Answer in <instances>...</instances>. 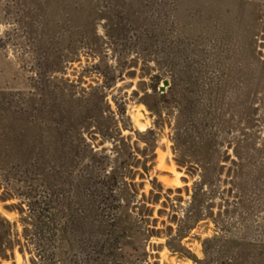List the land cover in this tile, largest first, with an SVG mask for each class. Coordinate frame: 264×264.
<instances>
[{
    "label": "rangeland",
    "instance_id": "rangeland-1",
    "mask_svg": "<svg viewBox=\"0 0 264 264\" xmlns=\"http://www.w3.org/2000/svg\"><path fill=\"white\" fill-rule=\"evenodd\" d=\"M99 63L116 78L105 92L113 111V98L125 107L122 135L139 151L146 145L135 131L151 129L157 138L154 155L148 151L153 166L136 176L135 199L117 211L116 226L79 181V159L61 146L67 116L53 113L78 112L66 83L76 95L102 85L92 68ZM174 68L177 104L169 94ZM156 76L168 82L163 91V80L158 85L167 101L160 118L140 102H155L144 96ZM174 127L182 137L176 154ZM197 154L225 169L216 188L200 191L194 222ZM21 184L52 200L64 230L41 235L46 264H194L180 248L200 260L206 249L208 264H264V0H0V196ZM19 203L0 199V215L20 234ZM175 222L195 224L178 241ZM39 254L28 243L0 264L40 262Z\"/></svg>",
    "mask_w": 264,
    "mask_h": 264
},
{
    "label": "trees",
    "instance_id": "trees-1",
    "mask_svg": "<svg viewBox=\"0 0 264 264\" xmlns=\"http://www.w3.org/2000/svg\"><path fill=\"white\" fill-rule=\"evenodd\" d=\"M102 63V62H101ZM103 64V63H102ZM104 70H101L100 63L94 65L92 68L95 69V73L102 78V85L89 86L88 90L81 88V92L77 93L75 91V85L73 83H66L68 90L67 97L68 103L72 102L73 99L78 103V112H71L70 109L64 108V111L58 109L53 113L60 116L64 113L67 117L63 127H61V132L59 134L64 137L61 146L66 148L67 155H72L76 159H79L81 163V172H83V177L79 179L81 183L89 188L93 196V201L102 205L104 208L110 211L111 216L115 218L113 221L114 226L117 224L118 214L117 211L122 208V206H128L135 199V195L131 194L130 190L136 188L135 178L138 175L141 179L149 173V170L153 166V157L148 159V151L151 155H154V149L156 147L157 138L154 136V131L151 129H146L143 132L135 131L137 137V142L144 143L146 148L142 151L134 150L131 146V136L122 135V129H127V125L124 123L125 120V107L121 105L117 100L113 98V103L115 104L116 111L111 109V105L108 102L106 89H110L115 86L116 78L109 74V66L104 64ZM172 70L169 73L171 78L170 92L172 100L177 104V95L179 94L177 77ZM148 78L150 74H146ZM164 78H159V76L154 77L155 84L151 86V92L145 94L144 98H156L152 106L147 104L144 100H140L149 111L160 118L162 108H165L167 101L165 99V94H160L158 92V85ZM166 80H163V82ZM65 82H69L66 79ZM161 90V88H159ZM162 91V90H161ZM72 104V103H71ZM75 107V108H76ZM52 113V112H51ZM120 123L122 127H120ZM168 125L170 126L169 122ZM177 126V125H176ZM174 135L171 138L172 141V151L176 154L180 152L181 145V135L177 132V127L173 128ZM89 137L90 142L87 141ZM71 138V139H68ZM99 141L96 143V141ZM105 143L110 144V148L99 147L103 146ZM219 144H215L212 147L213 152L217 153V147ZM110 154H107V152ZM140 155V157H139ZM39 157L36 155L34 166L39 167ZM177 165L181 167L186 166V162L180 157L176 160ZM192 174H198L200 177L199 182L194 183V193L192 195V205L191 211L192 218L194 222L201 220V203L203 201L202 197L198 198L200 191L204 186L210 188L217 187V182H222L221 176L225 169L224 165H221V161L217 158L208 157L204 158L199 156H193L191 161ZM187 173H191L189 168H187ZM231 184L237 185L235 180L230 181ZM16 186L18 188L5 189L4 193L0 196L2 201L9 199L12 196H16L20 199V203L16 205V209L21 216V223H23L24 228L22 233H18L17 230H12L15 226L14 223L9 222L5 217L0 215V260H8L10 257L14 256V250L19 247V252H24V247L28 243H32L37 247L39 252V261L31 259L32 264H46L44 262L46 257L44 245L42 244L41 235L44 231L49 230L53 235L63 236V228H56L57 215L52 213L55 206L51 208L52 200L46 199L37 192L32 185ZM51 186L54 187L52 184ZM53 187L49 188L51 191ZM1 188V187H0ZM13 191L15 193H13ZM123 203V205L121 204ZM156 204L157 201H153ZM144 205V204H143ZM26 207L27 209H25ZM113 218V219H114ZM178 229L176 238L178 241L183 238V234L190 230L195 224H186V226L180 225L175 222ZM171 230V228H170ZM218 237L208 238L204 241L205 245L217 240ZM24 240V241H23ZM173 241L177 239H172ZM171 242V241H170ZM179 253L188 259L192 260L194 264H208L209 252L204 250L205 259H197L193 254L184 248H180ZM176 250H174L175 252ZM147 254V253H146ZM44 255V256H43ZM150 255V254H148ZM49 261V260H48Z\"/></svg>",
    "mask_w": 264,
    "mask_h": 264
},
{
    "label": "water",
    "instance_id": "water-1",
    "mask_svg": "<svg viewBox=\"0 0 264 264\" xmlns=\"http://www.w3.org/2000/svg\"><path fill=\"white\" fill-rule=\"evenodd\" d=\"M168 85V82L167 81H164L163 82V86L161 87V90L163 91L164 87Z\"/></svg>",
    "mask_w": 264,
    "mask_h": 264
}]
</instances>
